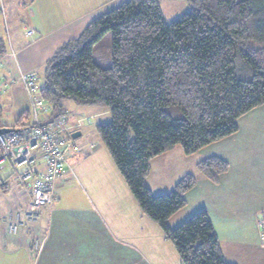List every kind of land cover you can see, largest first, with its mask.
Wrapping results in <instances>:
<instances>
[{
  "label": "trees",
  "instance_id": "trees-1",
  "mask_svg": "<svg viewBox=\"0 0 264 264\" xmlns=\"http://www.w3.org/2000/svg\"><path fill=\"white\" fill-rule=\"evenodd\" d=\"M185 1L190 8L171 21L159 0H124L95 17L47 60L40 93L56 114L62 99L108 109L110 120L97 123L96 132L181 264H234L223 257L206 209L175 227L168 223L185 205L194 174L158 195L145 177L152 157L175 145L192 153L220 140L237 131L240 116L264 103V0ZM108 32L110 64L102 66L93 50ZM5 52L0 38V56ZM29 124L27 106L9 127ZM227 168L214 156L197 163L214 182Z\"/></svg>",
  "mask_w": 264,
  "mask_h": 264
},
{
  "label": "crops",
  "instance_id": "crops-1",
  "mask_svg": "<svg viewBox=\"0 0 264 264\" xmlns=\"http://www.w3.org/2000/svg\"><path fill=\"white\" fill-rule=\"evenodd\" d=\"M122 1L10 0L5 5L0 0V38L6 47L0 56L1 119L14 120L27 109L20 72L34 75L37 87L42 89L46 62L54 51ZM184 1L159 0L166 21L187 10ZM177 4H181L179 11L174 8ZM61 101V113L68 116L72 107L67 105L65 109ZM74 110L89 118L107 115L105 109L96 106ZM77 119L68 117L74 132L80 131L83 122L76 123ZM237 123L236 132L193 152V168L198 160L209 156L223 159L228 168L216 182L197 176L184 195L185 206L168 223L175 227L196 211L206 209L227 261L264 264V229L257 224L264 216V103L240 116ZM100 144L83 140L81 149L71 153L69 158H76V169L63 168L55 182L54 201L39 207L35 221L23 219L30 211L27 187L15 178L9 189L0 190V264H181L160 227L141 211L125 188L123 177ZM176 158H187L179 145L150 159L145 181L153 194L171 188L166 168ZM192 172L187 168L174 176ZM9 175L2 174L0 181L9 183ZM160 176L162 182L156 180ZM18 220L23 224L9 231Z\"/></svg>",
  "mask_w": 264,
  "mask_h": 264
},
{
  "label": "built area",
  "instance_id": "built-area-1",
  "mask_svg": "<svg viewBox=\"0 0 264 264\" xmlns=\"http://www.w3.org/2000/svg\"><path fill=\"white\" fill-rule=\"evenodd\" d=\"M19 75L28 102L30 124L0 134V173L8 164L16 171L18 183L31 193L30 211L24 213L23 219L35 221L39 207L54 201L56 179L64 167L70 169L66 155L77 151L79 144L67 135L72 128L68 116L53 112V104L41 96L35 76L23 72ZM20 167L22 169L18 170ZM7 187L6 182L0 181V190ZM22 224L23 221L18 220L10 225L9 231L14 232ZM257 224L264 229V216Z\"/></svg>",
  "mask_w": 264,
  "mask_h": 264
},
{
  "label": "rangeland",
  "instance_id": "rangeland-1",
  "mask_svg": "<svg viewBox=\"0 0 264 264\" xmlns=\"http://www.w3.org/2000/svg\"><path fill=\"white\" fill-rule=\"evenodd\" d=\"M9 1L10 0H3V2L5 3V5H8V3H9ZM182 1H184V0H182ZM184 3H187V2H185L184 1ZM169 5H172V4H169ZM181 6V4H177V6H175L174 8H176L177 7V9H178V11H179V7ZM165 7V6H164ZM172 8V7H171ZM188 8H190V5L188 4ZM187 8V9H188ZM0 9H1V7H0ZM165 10H166V13L168 12L167 11V9H166V7H165ZM1 15H2V12L0 13ZM168 14V13H167ZM168 20V19H167ZM0 21H1V16H0ZM10 26H11V29H13V27H12V25L10 24ZM110 43H111V34H110V32H108V33H106L104 36H103V38L99 41V42H97L96 44H95V46H94V50H93V58L100 64V65H102V66H108L109 64H110ZM61 103L63 104V105H65L64 106V108L66 109L67 107V105L69 106V108H71L72 107V109H70V112L68 113L67 112V114H68V117L70 118V116H74V118H78L77 120H75L76 121V123H79V122H82V126L79 128L80 129V133H81V135H79L78 137H76V138H73V140H74V142H76L77 144H79V149H81V143L83 142V140H86L87 142H93V141H95V140H97L98 142H100L101 144V146L103 147V149L105 150V151H107V149H106V147L103 145V143L101 142V140H100V138H99V136H98V134H97V132H96V128H95V125L97 124V123H99V122H102V121H108V120H110V114H109V111H108V109H106V108H103V109H105L106 111H107V115H104V116H100V117H98V118H89V117H85V115H83V114H79L77 111H75L74 109H79L80 108V105H76L75 103H73L71 100H69V99H62V101H61ZM97 107V106H96ZM19 110V109H18ZM12 116H15V114H13ZM13 121L14 120H8V121H5V118L3 119H1L0 118V126L1 125H4V124H6V125H12V123H13ZM6 122V123H5ZM74 127H77L76 126V124L74 125ZM74 130L75 129H73V128H71L70 130H68V132H67V135L68 136H70L73 132H74ZM95 148V147H94ZM182 149V148H181ZM201 149V148H200ZM182 151H183V153H184V155L187 157V158H185V159H183V158H181V159H178V158H176V160L174 161V160H172L171 159V163L170 164H167V175L171 178V180L169 181V186H171V188L170 189H172L173 187H174V185L176 184V182L181 178V176H184L185 174H182L179 178L178 177H175L174 176V174H176L177 172H179V171H182V170H186L187 171V168L188 169H190V171H193L195 174V177H196V180H197V176H201V177H204V176H202L200 173H199V171H198V169H197V163L198 162H196L195 163V165H194V168H193V165H192V161H191V155L193 154V152L192 153H185L184 152V150L182 149ZM187 154V155H186ZM71 155V153H68L67 155H66V158H67V161H68V163L70 164V166L72 167V169H76V165L77 164H75V159L74 160H71L70 158H69V156ZM84 155H86V154H81L80 155V157L81 156H84ZM111 158V157H110ZM84 160V159H83ZM82 160V161H83ZM201 160V159H200ZM200 160H198V161H200ZM111 161H112V159H111ZM113 165H115L114 163H113ZM185 166H187V168L185 167ZM116 167V166H115ZM20 169H22V167H20L18 170H20ZM115 169H117V168H115ZM118 173H119V171L118 170H116ZM149 172V171H148ZM193 172H192V174H193ZM8 175V174H11V175H9V177H10V182L9 183H7L8 184V187H7V189H9V186L11 185V183L12 182H16L15 180V178H16V171L14 172L13 171V169L10 167V165L8 164V166L4 169V170H2V172L0 173V176L1 175ZM187 174V173H186ZM119 175H120V173H119ZM2 180H4L3 179V177H2ZM156 180H158V181H163L164 180V178L162 177V176H160V177H157L156 178ZM196 180H195V182H196ZM125 183V188L129 191V192H131L130 190H129V187H128V185H127V183L126 182H124ZM195 184V183H194ZM193 187V186H192ZM191 187V188H192ZM191 188H189V189H191ZM170 189L168 190V191H166V192H164V193H168L169 191H170ZM188 189V190H189ZM187 190V191H188ZM2 191H4V190H2ZM0 192V197H1V195L3 194V192ZM55 191V190H54ZM58 191H60V188L58 189ZM186 191V192H187ZM185 192V193H186ZM185 193H184V195H185ZM159 194H163V192L162 193H159ZM154 195H158V194H154ZM185 204H186V200H185ZM185 206V205H184ZM183 206V207H184ZM182 207V208H183ZM180 210V209H179ZM178 210V211H179ZM169 241V240H168ZM170 242V241H169ZM170 246H171V249H172V251H173V253H175V255H176V250H175V248H174V246L172 245V243L170 242ZM166 259V258H165ZM170 259H167V262L169 261ZM169 264H175V262L173 261V262H170Z\"/></svg>",
  "mask_w": 264,
  "mask_h": 264
},
{
  "label": "water",
  "instance_id": "water-1",
  "mask_svg": "<svg viewBox=\"0 0 264 264\" xmlns=\"http://www.w3.org/2000/svg\"><path fill=\"white\" fill-rule=\"evenodd\" d=\"M51 87H52L54 93L57 94L58 92H57V90L55 89V87H54L53 85H51ZM11 130H13V128H0V134H1V133H5V132H9V131H11ZM80 134H81L80 131H76V132H73V133L71 134V137L76 138V137H78Z\"/></svg>",
  "mask_w": 264,
  "mask_h": 264
},
{
  "label": "clouds",
  "instance_id": "clouds-1",
  "mask_svg": "<svg viewBox=\"0 0 264 264\" xmlns=\"http://www.w3.org/2000/svg\"><path fill=\"white\" fill-rule=\"evenodd\" d=\"M8 128H11V127H8Z\"/></svg>",
  "mask_w": 264,
  "mask_h": 264
}]
</instances>
